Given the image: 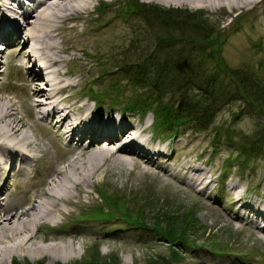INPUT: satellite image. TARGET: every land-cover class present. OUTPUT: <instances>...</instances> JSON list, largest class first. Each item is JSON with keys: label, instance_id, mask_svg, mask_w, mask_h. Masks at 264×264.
I'll return each instance as SVG.
<instances>
[{"label": "rangeland", "instance_id": "obj_1", "mask_svg": "<svg viewBox=\"0 0 264 264\" xmlns=\"http://www.w3.org/2000/svg\"><path fill=\"white\" fill-rule=\"evenodd\" d=\"M114 1L101 8L97 7L100 2L94 4L97 8L89 15L84 14L86 21L78 23V33L70 31L65 33L64 37L57 39L60 47L81 45L86 39L93 43L92 46H87L89 54L75 47L67 53V55L79 57H75L74 60L67 59L63 67V70L68 68L74 72V75L70 77L75 79L77 84L60 92L61 97H65V101L61 102L62 105H68L76 100H91L92 94L88 90L89 86L100 91L114 80L116 75L112 72L103 78L98 77V74L101 68L113 70L120 56L126 55V50L124 52L118 50L121 43H124L126 47L132 38L142 39L144 35L149 34H152L154 38L157 23L149 21V25L148 21L142 20L137 14L133 17L122 16L121 10L133 0ZM135 2L142 7L145 6L144 8L148 11H151L149 8L154 5L162 7L160 9L177 8L190 12L199 10V13L191 14H194L196 20L199 21L202 20L201 13L204 14L205 20L212 25V33L208 39L211 43L207 46L209 42L206 43L200 38L210 27L207 24L208 26H202L203 28L193 39L196 45L192 42L194 46L186 42H182V45L187 48H201L202 53L203 51L206 53L210 48L215 49V53L217 51L210 58H205V54H202L203 67L212 71L216 69L217 63L221 65L219 62L223 61L232 69L254 67L259 69L264 76V2L250 6L246 12L239 11L227 16L224 10H228V7L224 10H212L203 7L197 9L186 4L165 5L156 0H135ZM89 16L92 18L87 19ZM228 23L230 24L227 25ZM110 29H113L115 35L108 33ZM93 31L107 33V39L103 41L94 39L97 37L91 35ZM124 34L126 42L118 38ZM178 34L180 32H175L176 37ZM188 34L193 36L190 30L181 32L182 38L180 39ZM61 39H64L63 42ZM153 40L148 41L145 36L143 44L142 42L137 44L138 52L146 49L147 44L152 45ZM113 46L115 48H111ZM19 51V46L14 47L11 44H8L5 50L0 51V97L5 102L13 104L14 112L25 115L30 125L28 135L31 140H34L33 154L42 157L36 161L27 162L20 173H15L16 176L14 171L9 170L5 164H3L4 168L0 169V187L2 188L0 209L8 207L10 211L24 208L26 205L22 201L29 197L31 190L38 191L45 187L41 185V182L48 171V159L55 161L54 165L63 170L70 165L80 163L78 150L68 153L62 148L60 151L49 141V136L55 133L54 129L56 130L55 127L49 128L53 125L51 118L41 121L42 128L45 129L41 130V126L34 124L35 117L31 115L32 109L26 112L25 109L28 108L25 105V98L28 95V89L23 82L31 62L27 58L20 57ZM195 56L198 57V54L195 53ZM78 59L79 61H76ZM117 77L120 76L117 75ZM119 84L123 90L122 97L126 98L133 94L132 88L126 87L125 81H119ZM102 102L99 105L100 110L117 114L115 112L117 109L132 123L138 121L149 124L152 120L150 113L142 117L141 113L125 110L119 105L110 107L108 98ZM239 109L240 105L237 101L224 106L215 114L211 124L202 131L182 133V129L179 128L177 137H168L167 140H169L163 142L169 143L166 154L164 157H153L154 164L134 154H128L124 158L125 165L108 164V169L102 172L98 180L90 182L87 187L84 186L85 189L81 192L73 190L72 198L75 203L66 206L59 205L64 211L61 213V210H54L52 213L54 222H56L55 230L49 229L53 227L50 224L43 223V228L39 230L36 239L39 245H69L67 247L71 248L72 253L65 261L56 259L51 262L40 255L33 257L32 254L24 252L14 253L6 259L7 264H13V260L21 264H160L165 262L172 249L178 252V256H174L169 264H216L233 258L239 263L251 261L255 264H264L263 233L254 231L244 221L228 220L225 211L233 204L236 207L241 206V201L235 202L238 193L242 194L244 201L264 203V150L244 162L243 156L238 155L237 148L230 147L226 141L216 142L215 140V130L224 126L244 132H250L259 126L260 119L256 115L244 114ZM146 136L156 139L151 129L148 130ZM74 144L73 142L68 146L61 142L60 146L70 147ZM108 147L112 148L110 145ZM196 157H198L196 163L203 166L211 175V181L205 192L200 191L198 187L191 188L180 182V179L176 177L179 173H174L180 169L182 161L194 160ZM204 160L205 164H203ZM162 164L167 169H162ZM222 176L226 178L224 182L220 179ZM231 184L234 185L233 188ZM26 186H29L30 190H25ZM221 186L223 188L222 197L216 192L217 187ZM109 195L121 208L129 212L131 218L138 213L137 211H140L143 222L150 226L155 225L157 221L162 225V221H165L170 214H175L174 217L170 216L171 218H180V220H183L186 215L190 218L194 217L196 222L190 223L192 225L190 229L194 232L192 235L190 233L188 236H183L186 238L185 241L208 244L207 247L215 248V251L227 248L231 251L220 254L210 252L202 246L196 249H190L184 245L169 247L168 241L158 236L153 230L134 224L125 225L120 212L110 205L112 201L109 203L104 201L103 197ZM96 206L99 211L93 208ZM108 210H112L113 217L102 218ZM240 210L241 213L250 212L246 208H240ZM82 213H85L87 218L83 219ZM51 233H54V239L45 237Z\"/></svg>", "mask_w": 264, "mask_h": 264}, {"label": "bare ground", "instance_id": "obj_2", "mask_svg": "<svg viewBox=\"0 0 264 264\" xmlns=\"http://www.w3.org/2000/svg\"><path fill=\"white\" fill-rule=\"evenodd\" d=\"M99 1L101 0H0V41L5 40L4 43L14 47L19 46L18 55L31 62L23 82L28 89V95L25 98V105L28 108L25 109L26 112L32 109L31 115L35 117L34 124L41 126V130H45L42 128L41 121L52 118L53 125L49 128L55 127L56 130L54 129L55 133L49 136L51 144L60 151L64 148L68 153L78 150L80 155L78 157L80 163L70 165L66 170L54 165L55 161L48 159V171L41 182V185L45 187L38 191L31 190L29 197L22 201L26 205L24 208H17L14 211H10L8 207L0 209V264H7L6 259L14 253L24 252L32 254L33 257L40 255L51 262L56 259L65 261L72 253L71 248L67 247L69 245H39L36 241L43 223L55 226L56 222L52 216L54 210H61L62 213L64 210L59 205L75 203L72 198L73 190L81 192L85 189L84 186L87 187L90 182L98 180L102 172L108 169V164L125 165L124 158L128 154H134L154 164L152 158L156 154H160L161 157L166 154V146L160 145L161 141L155 143L151 136H146V139L141 137V133H147V124L144 126L143 123H132L119 111H115L117 114L107 110L98 111L95 104L87 99L76 100L69 105L61 104L65 97H61L60 92L77 84V81L70 77L74 75V72L68 68L63 70V67L67 59L74 60L75 57H79L67 55V53L75 47L89 54L87 46H92L93 43L86 39L87 41L85 40L81 45L60 47L57 39L64 37V34L70 31L78 33V23L86 21L84 14L89 15L96 9L94 4L96 5ZM106 1L115 2L114 0ZM156 1L165 5L186 4L197 9L203 7L224 10L228 7V10H224L226 16L239 11L246 12L250 6L264 2V0ZM91 18L89 16L87 19ZM108 33L115 35L113 29H110ZM91 35L97 37L94 39L101 41L107 39L105 32L93 31ZM118 38L124 41L125 34ZM63 40L61 39V42ZM4 43H1L0 51ZM123 47L125 45L121 43L118 50L123 51ZM14 111L13 104L5 102L0 97V169H3L5 164L14 171L16 176L15 173H20L27 162L36 161L39 157L33 154L34 140H31L28 135L30 125L25 115ZM37 130L39 131L38 127ZM101 138L105 140L101 141ZM69 140L75 144L70 147L60 146L61 142L68 143ZM106 140H110V143L102 145V142H107ZM151 141L152 144H150ZM116 142L120 143L115 149L108 147L115 146ZM197 161L198 157L194 160L182 161L183 164L176 171L179 173L176 177L187 186L198 187L200 191L205 192L211 181V175L203 166L197 164ZM161 167L164 170L167 169L164 164ZM231 185L234 187L233 184ZM1 189L0 187V193H2ZM25 190H30L29 186H26ZM238 201L242 202L240 207L233 204L225 209L227 219L244 221L248 227L264 235V203L244 201L241 195L238 196L236 203ZM240 208H246L250 212L241 213ZM49 229L54 230L53 227ZM45 237L55 238L54 233ZM216 264L255 263L251 261L239 263L233 258Z\"/></svg>", "mask_w": 264, "mask_h": 264}, {"label": "trees", "instance_id": "obj_3", "mask_svg": "<svg viewBox=\"0 0 264 264\" xmlns=\"http://www.w3.org/2000/svg\"><path fill=\"white\" fill-rule=\"evenodd\" d=\"M144 7L133 0L121 10V14L130 17L140 15L144 21L157 23L156 27L159 31L154 30V38L152 34H149L144 35L142 39L140 38L141 40L130 39L126 47V55L120 56L113 70L104 68L99 72L100 77L110 75L111 72L116 77L103 90L97 91L90 87L89 90L94 97L99 101L108 98L111 105L119 104L128 111H138L142 114L151 112L154 118V130L158 133L169 132V135H176L179 128L182 132L188 129L194 132L205 130L217 112L224 106L237 101L241 112L256 115L260 119L259 126L250 132L236 131L224 126L215 130V140L216 142L226 141L230 147L237 148L238 155L243 156L244 162L251 156L259 155L264 150V76L262 72L254 67V69L249 67L232 69L223 61L221 63L215 61L221 65L217 63L216 69L207 70L203 67L202 54H205V58H210L217 51L215 53V49L210 48L206 53L204 51L202 53L201 48H187L182 45V42L194 46L192 42L196 45L193 40L195 36L203 25H210L204 16L201 14L202 20L199 21L194 14H191L195 12L186 9H160L162 7L154 5L149 8L151 11H148ZM211 26L200 36L206 43L209 42L208 39L212 33ZM185 30H190L194 37L188 34L186 37L183 36L184 41H181L183 40L180 39L181 32ZM175 32L180 34L176 37ZM145 36L148 41L154 39L153 43L147 44L146 49L138 52L137 44L140 42L143 44ZM195 53L198 57H194ZM119 81H125L126 87L132 88L133 94L126 98L122 97L123 90ZM103 199L107 203L112 201L110 205L120 210L124 222L153 230L158 236L168 241L169 247L184 245L190 249H196L204 246L185 241L186 238L183 237L193 234L194 230L190 229L192 226L190 223L195 221L194 217L190 218L186 215L183 220H180V218H173L175 214H170L165 221H162V225L157 221L155 225H161L158 228L143 222L140 211L131 218L129 212L121 208L110 195L104 196ZM105 215L112 216L111 210L106 211ZM204 247L210 252H215L213 248ZM221 251L217 253H222ZM176 255L178 256V252L172 249L165 262L160 264H169ZM13 264L21 263L13 260Z\"/></svg>", "mask_w": 264, "mask_h": 264}]
</instances>
